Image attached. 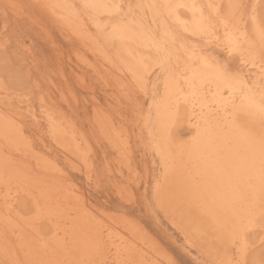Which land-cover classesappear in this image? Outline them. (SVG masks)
<instances>
[{"label":"bare ground","instance_id":"obj_1","mask_svg":"<svg viewBox=\"0 0 264 264\" xmlns=\"http://www.w3.org/2000/svg\"><path fill=\"white\" fill-rule=\"evenodd\" d=\"M33 1L49 14L68 36L78 40L94 57L102 60L103 65L112 73V79L120 87L121 94L128 97L131 94L141 93L150 97L154 113L153 140H159L169 153L170 167L165 184L166 210L164 212L172 215V212L177 211L175 205L173 208L176 211L172 208L169 200L180 204L182 206L180 215L183 221L174 222L183 226L182 229L186 235L194 234L199 237V240L205 237L207 243L214 242L213 247L208 244V248L210 245L208 252L209 256H214L219 264H232L233 262L239 264L241 261L243 264H259L262 259L261 251L264 249V219H262L264 210L261 208L258 181L249 180L240 160V154L247 144L245 134L254 135L258 139L264 128H262L258 113L249 107V100L245 99V95L242 94V85L231 79L230 75L214 78L211 67L213 65L208 62L206 56L201 54L198 47L192 49L190 55L192 60L198 61L201 65L198 68L208 78L201 99L193 101L191 98H186L188 97L187 85L181 80L180 88L184 91L177 90L174 94L166 97L163 85L162 96L159 99L156 98L157 105L153 106L152 96L155 82L150 80L152 75L149 73L145 77L146 90H141L136 83L137 75L140 72L139 61L143 60L145 64L154 65L156 60L164 54L157 51L158 48H162L168 54L169 63V54L171 53L168 51V45L178 42L181 37L191 36L206 44L218 43L226 50L230 58L236 59L243 70H252L257 74V79L254 81H250L243 74L238 77L249 87L256 85L254 102L258 104L260 102L259 84L262 69L258 57L253 65L248 62L246 54H241L247 49L248 44L244 43L240 51L230 50L228 36H226V30L222 24H216L211 32L201 31L197 26L198 14L194 15L188 9L179 10L180 19L184 21L183 24L177 22L174 17L160 14L167 23H162L158 28V15H154L153 11L147 7L139 8L138 12L130 10L127 4L129 1L126 3V0ZM141 1L140 5L145 6L166 3L196 4L203 6L206 15L211 11L206 7L207 5L225 6L229 3H241L246 6V9L239 28L251 42L257 41L255 25L264 18V0ZM85 4L120 5L121 8L117 13L116 10L110 8H85L83 7ZM70 5L74 7H69ZM253 14L255 23L251 18ZM170 23L171 27L168 26ZM114 27L115 31H113ZM157 30L160 31V35ZM168 31L175 34L174 41L170 35L166 34ZM79 59L87 61L85 56H81ZM1 82L0 90L4 92L1 100L6 101L0 100V198L6 208L9 221L11 224H13L12 221L15 222L16 229L0 226V262L7 259L15 260L18 264H26L32 258L25 251L26 242L29 239L41 243L59 242L60 246L53 258L62 261L68 259L69 253L71 256L74 254V258L77 257L75 251L80 246L82 248L89 246L87 240H78L69 232L68 228L58 225L59 223L51 224V233L41 232L37 224L44 218L38 198L42 199L45 208L64 205L70 200L76 205L75 213L85 226L93 221L84 211V206H86L92 216L103 217L108 230L105 239L112 241L114 234L117 233L116 225L118 224L110 225L107 221H110L114 215L95 206L82 191L74 185H69L67 173L57 158L49 152L40 151L27 141L22 124L24 113L9 107L10 104H7V101L14 96ZM13 90L14 88H12ZM60 95L62 98L63 93L61 92ZM43 99L45 97H42V101ZM45 109L48 115L57 113L61 116V112L55 110L52 105L48 106L45 103ZM25 113L37 124H40L39 118L33 110L28 108ZM94 115L100 133L104 135L117 154L124 158V161H128L125 147L120 141L119 132H117L120 127L101 115L97 109H95ZM49 118H51L49 121L52 126L50 131H52V136L57 137L58 146L64 149L71 158L81 160L84 156L82 150L87 147L83 136L73 133V125L63 115L61 118L64 119L65 125L72 129L71 134L60 125L61 123L55 121L56 119L54 120L52 115ZM197 124L201 128L211 131L216 138V145L213 149H208L206 138L203 136L196 144L192 143V137L195 135L194 125ZM162 126L167 127L166 138L161 136ZM182 129L189 132V138L186 140L181 137L180 130ZM165 139L167 143H165ZM157 154L159 155L158 152ZM28 157L36 161L38 165L36 168L27 161ZM128 165L126 164V167ZM71 189L76 191L75 198L68 194ZM27 205L36 208L35 216L24 218L17 211V208H25ZM179 211L180 209L177 212ZM176 218V216L172 217V221ZM50 222H52L51 219ZM133 228L142 232V235H146V230L137 223ZM126 238L125 236L120 237V241L125 242L124 246L131 245L136 249L135 253L131 249L127 251L126 255V259L133 261L134 264H163L160 260H164V258L167 262L169 261V258L163 257L162 254L159 260L158 256L151 255V251L147 247H138L136 241H127ZM189 240H191L189 243L193 242L191 238ZM201 243L198 241L197 245L199 246ZM6 247L10 250L8 256L5 255ZM124 248L120 245L116 246V255L104 264H113V262L119 264L120 261L125 260L120 252ZM236 252L239 253L237 260ZM212 256L210 258L213 260Z\"/></svg>","mask_w":264,"mask_h":264},{"label":"rangeland","instance_id":"obj_2","mask_svg":"<svg viewBox=\"0 0 264 264\" xmlns=\"http://www.w3.org/2000/svg\"><path fill=\"white\" fill-rule=\"evenodd\" d=\"M141 2V0H126V3L136 12L139 10L136 6ZM5 4H17L23 7L19 10L5 9L3 7ZM157 23H159L157 27L160 28L161 24L167 21L159 14ZM171 25V23L168 24L170 27ZM157 32L160 35V31L157 30ZM0 44L2 45L0 47V82L3 81L1 83L14 96L7 101V104H10L9 107L24 113L22 124L27 141L40 151L49 152L57 158L67 173V183L82 191L95 206L114 215L107 223L118 224L116 225L117 233L114 234L112 241L105 239V246L97 250L94 243L96 225L93 221L86 226L83 225L75 213L76 205L70 200L64 205L54 207L53 214L42 211L44 219L37 224L41 232L51 233L52 225L59 223L58 225L68 228L78 240H87L89 243L88 247L80 246L75 251L77 257L74 258V254L72 257L69 253L65 261L70 264L72 262L83 264V260L104 264L116 255L118 245L126 248L120 251L122 258L126 259L127 251L132 249L135 253L136 249L131 245L124 246L125 242L120 241V237L125 236L127 241H136L138 247H147L151 255L158 256L159 260L162 256L168 257L169 263L165 258L160 260L163 264H219L214 256H209L208 252L210 248L208 244L213 247L214 242L207 243L205 237L200 238V241L194 234L186 235L182 229L183 226L176 223L183 221L180 215L182 206L169 200L172 208L175 205L177 211L180 209L177 212L173 208L176 212L171 211L172 215H169L164 210H160L154 197V187L156 181L161 178L163 169L161 159L152 146L154 113L151 109L149 116L150 97L141 93L131 94L128 97L121 94L120 87L112 79V73L103 65L102 60L94 57L78 40L68 36L33 0H0ZM197 47L209 63L213 66H221L227 75L235 77L243 74L250 81L257 79L254 71L243 70L236 59L230 58L226 50L218 43L206 44L191 36L181 37L178 42L168 45V51L171 53L169 65L180 71L192 64L201 67L198 61L191 59L190 55L191 50ZM81 56H85L87 61L79 59ZM150 80L155 82L153 93L159 99L163 93V81H157L155 76H151ZM11 86L14 88L13 91ZM3 96L4 92L0 90V100ZM42 97H45L44 103ZM45 103L61 112V116L63 115L73 125L74 134L83 136L87 147L82 150L84 156L81 160L71 158L58 146L57 137L52 136L50 131L52 130L50 115L54 120L56 119L55 121L61 123L60 125L69 134L72 129L65 125L64 119L57 113L48 115L45 111ZM28 108L35 112L40 124L25 113ZM95 109L120 127L117 132L125 147L128 161H124V158L117 154L100 133L94 115ZM180 134L182 139L189 138V132L186 129L180 130ZM28 159L32 167L38 166L34 159L30 157ZM75 163L77 165H74ZM126 164L129 165L126 167ZM68 194L75 198L76 191L71 189ZM38 201L40 209H44L45 204L42 199L38 198ZM29 206L17 208L22 217L31 218L37 214L36 208ZM174 216L177 218L172 221ZM0 218L1 227L16 229L15 222L12 221L13 224H11L9 221L1 198ZM136 223L146 230V235H142V232L133 228ZM121 227H123L122 230ZM131 234L134 235L131 236ZM188 238H191L193 242L189 243L191 240ZM198 241L202 242V245L198 246ZM237 255L239 256L238 252L235 254L236 260ZM261 255L264 258V249Z\"/></svg>","mask_w":264,"mask_h":264},{"label":"snow or ice","instance_id":"obj_3","mask_svg":"<svg viewBox=\"0 0 264 264\" xmlns=\"http://www.w3.org/2000/svg\"><path fill=\"white\" fill-rule=\"evenodd\" d=\"M5 9H21L23 6L17 4H5L3 6ZM74 7V6H69ZM85 8H110L116 10L119 13L121 8L120 5H95V4H85ZM137 8H149L153 11L154 15L166 14L169 17H174L175 20L181 24L184 23L180 19L179 10L188 9L195 14H198L197 26L201 31L211 32L216 24H222L226 30L225 34L228 36V45L232 51H240L243 44L247 43V49L242 52V55L247 56L248 62L255 64L257 57L259 58L261 64V79L259 84L260 89V102L256 104L254 102V89L256 85L249 87L245 84L238 76L232 77L231 79L236 80L242 85V94L245 95V99L249 100V107L255 109L258 113L262 128H264V18L261 19L260 23L255 25V36L257 38L256 42H251L247 40L246 34L240 31L239 25L243 21L245 15L246 6L241 3H229L225 6L221 5H207L206 7L211 11L206 15L203 11V6L196 4H150V5H137ZM132 6L129 5L131 10ZM252 20L255 23V15H252ZM100 27V25H97ZM231 29V31H229ZM116 28H113L115 31ZM166 34L170 35L172 40H175V34L168 31ZM258 43V47H257ZM158 52L164 53L155 62V64H145L143 60L139 61L140 72L137 75L136 83L141 90H146L147 81L145 77L150 73L152 76L156 77L157 81H163L164 85V95L170 96L174 94L177 90L184 91L180 88V81L183 80L187 85L188 97L193 101H197L202 98L203 88L208 83V78L201 72V70L193 66H185L183 71L179 69H174L168 63V54L166 50L162 48L157 49ZM206 63V62H205ZM212 75L214 78H223L227 74L221 66H211ZM155 69V70H154ZM191 73V75H189ZM35 87V85H33ZM153 106L157 105L156 94L153 93L152 96ZM152 106L149 107V116L151 115ZM203 119V116L201 117ZM195 135L192 137V143L196 144L203 137L206 138V143L208 149L211 150L216 145V138H214L211 131L201 128L200 125H194ZM168 130L166 126H162V137H167ZM247 140L246 146L243 148L240 154V160L243 164L245 171L248 174L250 181H258L260 190V200L261 208L264 210V130H262L259 138L257 139L254 135L245 134ZM165 143L167 140L165 139ZM152 146L155 151L160 155L162 173L161 178L156 181L154 187V197L160 205V210H166V199H165V184L170 167L169 153L159 142V140H153ZM49 214L55 212L54 207H46L42 209ZM84 211L91 217L96 225V236H95V247L97 250L102 249L105 244V236L107 234V227L103 217L92 216L88 212L87 207L84 206ZM262 219H264V211H262ZM251 224V221H249ZM59 242L48 241V242H34L29 239L26 242L25 251L31 255V259L26 262V264H69L68 261H62L59 259H54L56 251L59 248ZM9 249H5V255H9ZM0 264H18L15 260H5L0 262ZM72 264H77V262H72ZM83 264H96L93 261H84ZM115 264V262H113ZM119 264H134L133 261L125 259L119 262ZM243 264V261L239 262ZM259 264H264V258L259 261Z\"/></svg>","mask_w":264,"mask_h":264}]
</instances>
